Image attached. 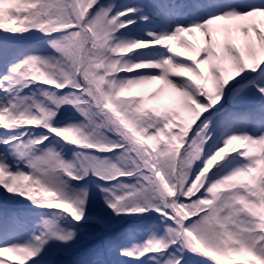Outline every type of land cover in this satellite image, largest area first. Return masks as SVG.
Instances as JSON below:
<instances>
[{"label": "snow or ice", "instance_id": "obj_1", "mask_svg": "<svg viewBox=\"0 0 264 264\" xmlns=\"http://www.w3.org/2000/svg\"><path fill=\"white\" fill-rule=\"evenodd\" d=\"M137 20L161 30H146L142 40L117 35ZM0 31L40 32L48 46L23 58L0 48V189L79 224L91 218L88 191L70 192L69 181L135 178L121 192L97 185L116 216L156 213L161 221L142 244L112 237L120 256L139 264L196 257L264 264V0H0ZM141 49L151 54L136 55ZM33 85L45 86L39 96L22 95ZM66 105L82 119L58 127ZM239 122L251 132L234 130ZM55 138L118 151V160L84 151L66 160ZM233 153L244 162L222 178L209 174ZM9 199L0 228L25 227ZM76 236L45 220L31 241L0 247V264H10L4 253L37 264L50 239Z\"/></svg>", "mask_w": 264, "mask_h": 264}, {"label": "rangeland", "instance_id": "obj_2", "mask_svg": "<svg viewBox=\"0 0 264 264\" xmlns=\"http://www.w3.org/2000/svg\"><path fill=\"white\" fill-rule=\"evenodd\" d=\"M104 2L116 3L119 6H135L140 0H104ZM129 29L130 31L121 30L117 35L122 34L123 37L128 40H142L147 38L145 36L146 30H161L159 27L152 24H145L139 20H137L136 25H130ZM45 40L46 38L40 32H27L24 34L12 35L0 31V48H3L6 44L10 50L18 54L17 58H23L26 54H42L48 47ZM135 53L136 55L151 54L149 49L135 50ZM133 59H135V56H133ZM44 87L43 85H33L31 89H24L22 95H33L35 93L39 96V89ZM256 102L257 98L251 96L249 103L255 104ZM81 119L82 118L75 109L66 105L61 109L60 117L55 121V124L58 127H63L69 123H77ZM234 130H247L251 132V125L239 122ZM3 131V129H0V132ZM112 138L116 139L115 137ZM55 139L58 141L56 144L57 150L62 151L66 160L70 161L74 159V153L79 151L87 152L93 156L96 155V157L100 159L107 158L114 163L118 160V151L101 153L95 150L80 149L77 146L65 144L62 140H59V138ZM218 146L219 145H217V147ZM214 150L215 149H212V151ZM8 162L12 170H15L17 162H15L14 158L9 157ZM243 162L244 161L241 160L238 154H229L224 160L214 165L209 174L215 179L222 178ZM18 166L26 172L29 171L23 163H19ZM219 166L225 168L221 173L217 172ZM193 167L195 169V165ZM64 179L67 178L64 177ZM121 183L134 184L135 178H121ZM121 183L113 181L111 185H105L104 181L99 180L96 176L91 174L81 181H69L70 192H78L80 189H87L88 191V204L85 211L86 216L91 218L81 220L79 224H76L71 215L66 214L63 210L33 206L31 202L24 201V198L19 196L11 197L10 194L0 189L1 203H4L5 197H9L8 204L10 206L8 207L22 213L27 221L26 226L23 228L7 230L0 228V247L9 242L23 244L31 241L34 233L39 234L43 222L49 220L65 229L72 227L73 230L77 231V236L67 243L56 239H50L48 243L44 245L43 252L34 258L37 264H139L138 261L120 256L118 251L113 247L112 237L120 233L119 243L128 247H131L133 244H142L150 234L149 228L159 225L161 221L156 213H145L139 216H116L112 209L105 204L104 194L101 193L97 185L113 187L114 191L121 192L123 191ZM3 207L4 205H0V209ZM159 234H163L162 229ZM4 257L10 264H19L18 258L13 254L4 253ZM25 264H28V262H25ZM29 264H32V261H30ZM146 264H154V261L147 260ZM189 264H211V261L196 257L190 259Z\"/></svg>", "mask_w": 264, "mask_h": 264}, {"label": "trees", "instance_id": "obj_3", "mask_svg": "<svg viewBox=\"0 0 264 264\" xmlns=\"http://www.w3.org/2000/svg\"><path fill=\"white\" fill-rule=\"evenodd\" d=\"M66 110V109H65ZM67 111V110H66ZM96 156V155H95ZM224 167H221V166H219V168H218V170H217V172L218 173H221L222 171H224ZM26 199L24 198V201H25ZM26 201H28V200H26ZM49 221V220H48Z\"/></svg>", "mask_w": 264, "mask_h": 264}, {"label": "bare ground", "instance_id": "obj_4", "mask_svg": "<svg viewBox=\"0 0 264 264\" xmlns=\"http://www.w3.org/2000/svg\"><path fill=\"white\" fill-rule=\"evenodd\" d=\"M0 205H4V203L2 204L1 201H0ZM7 206H10L9 204Z\"/></svg>", "mask_w": 264, "mask_h": 264}]
</instances>
